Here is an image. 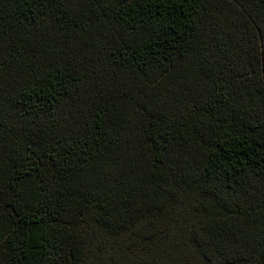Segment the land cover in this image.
<instances>
[{
	"label": "trees",
	"instance_id": "trees-1",
	"mask_svg": "<svg viewBox=\"0 0 264 264\" xmlns=\"http://www.w3.org/2000/svg\"><path fill=\"white\" fill-rule=\"evenodd\" d=\"M163 223L264 264V0H0V264Z\"/></svg>",
	"mask_w": 264,
	"mask_h": 264
},
{
	"label": "rangeland",
	"instance_id": "rangeland-1",
	"mask_svg": "<svg viewBox=\"0 0 264 264\" xmlns=\"http://www.w3.org/2000/svg\"><path fill=\"white\" fill-rule=\"evenodd\" d=\"M173 229V225L163 223V233L155 241L152 240V234L133 237L131 241H107L113 244L112 250L108 247V251L123 260L120 264H202L189 247L184 227Z\"/></svg>",
	"mask_w": 264,
	"mask_h": 264
}]
</instances>
